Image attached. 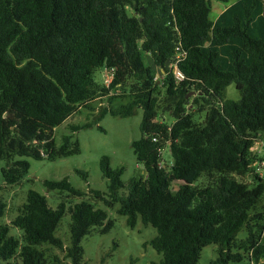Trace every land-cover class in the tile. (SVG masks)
<instances>
[{
	"label": "trees",
	"instance_id": "trees-1",
	"mask_svg": "<svg viewBox=\"0 0 264 264\" xmlns=\"http://www.w3.org/2000/svg\"><path fill=\"white\" fill-rule=\"evenodd\" d=\"M209 14L208 0H0L4 183L14 185L27 174L29 163L20 158L78 153L70 136L55 149L54 129L81 106L129 84L131 100L115 110L103 108L100 116L130 117L142 109V137L131 147L144 176L131 180L127 195L119 198L122 169H112L103 157L109 200L100 191H91L93 197L108 206L119 202L118 213L130 227L139 218L156 230L150 245L162 260L152 264H196L211 244L217 246L211 264H241L242 250L246 260L259 264L264 181L257 170L260 153L251 147L264 139V0H236L215 21ZM179 50L185 52L177 65L182 82L167 69ZM143 56H150L153 68ZM98 68L112 71L108 87L94 81ZM154 68L163 71L159 78ZM230 84L238 101L223 100ZM164 148L171 155L167 163L159 152ZM203 176L206 184L196 186ZM245 177L250 181H241ZM43 185L83 195L67 179ZM5 210L0 200V217ZM65 212L71 220L67 257L81 264L80 242L91 228L103 227L105 212L87 201L52 208L31 190L11 221L23 233L21 243L8 235L7 224L0 225V264L16 256L21 264H47L38 247H62L54 233ZM242 228L247 235L237 244Z\"/></svg>",
	"mask_w": 264,
	"mask_h": 264
},
{
	"label": "rangeland",
	"instance_id": "rangeland-1",
	"mask_svg": "<svg viewBox=\"0 0 264 264\" xmlns=\"http://www.w3.org/2000/svg\"><path fill=\"white\" fill-rule=\"evenodd\" d=\"M208 1L210 3L209 19L215 21L218 15L236 0ZM146 58L148 63L152 65L150 56H143L144 63L147 64ZM154 69L155 77L159 78L163 71L159 68ZM107 75V69L98 68L95 70L93 78L98 85L105 86ZM125 89L115 88L106 97L97 98L86 107L81 106L72 116L54 129L55 149L61 147L63 137L70 136L71 143H76L78 146V153L52 159L47 157L40 160L20 158L29 163V170L14 185L4 183L1 169L5 167V162L0 160V200L6 204L5 213L0 217V225L7 224L9 226L8 235L10 237L20 243L22 241V231L12 226L11 221L19 213L21 206L26 203L27 193L31 190L44 196L52 208L64 203L67 210L68 207L80 201H87L93 204L96 209L105 212L103 227L91 228L80 242L82 248L81 264H152L162 260V255L156 253L150 245V241L157 235L153 227L143 225L139 218L136 225L130 227L127 225L126 217L118 213L119 202L108 206L104 201L96 200L91 194V191H100L104 194L105 199L109 200V182L103 177L100 170V160L103 157L109 158L112 169H122L120 179L123 187L118 191L119 198L127 195L131 180L141 179L144 176L143 164L137 161L131 147L132 142L138 141L142 137L140 131L142 109H134L130 117H115L110 112L100 116V111L103 108L115 110L131 100L129 84ZM162 96L158 95V98L160 99ZM240 98L241 96L234 84H230L223 92V100L238 101ZM203 116L201 114L198 117L199 120L203 119ZM163 117L168 125L174 122V119L167 113H164ZM86 124L90 126L85 128ZM73 126L77 127L78 130L73 131ZM263 147V138L255 141L251 147L252 151L260 153L261 161L264 157ZM161 157L165 163L171 161L168 148L162 150ZM258 173L264 181V167L258 169ZM63 179H67L69 184L82 192L83 195L76 197L66 191H50L43 185L44 181ZM241 179L243 182L250 181L248 177ZM206 182L207 179L203 176L195 182V185L203 186ZM261 203L259 209H264V198H262ZM70 224L69 213L65 212L54 233L55 237L61 241V248L49 244H42L38 247L40 251H43L47 264H71L67 257V248L70 246ZM104 228L106 231L102 232ZM246 235V229L242 228L237 235V244L244 240ZM240 252L245 257L241 264H256L246 260V251ZM216 256L217 246L208 245L202 250L196 264H211ZM9 264H21V261L16 256ZM259 264H264V259Z\"/></svg>",
	"mask_w": 264,
	"mask_h": 264
},
{
	"label": "built area",
	"instance_id": "built-area-1",
	"mask_svg": "<svg viewBox=\"0 0 264 264\" xmlns=\"http://www.w3.org/2000/svg\"><path fill=\"white\" fill-rule=\"evenodd\" d=\"M178 50V49H177ZM185 57V52L183 51H178V53H176V55L172 58V60L169 62L167 69L169 71L172 72L173 77L175 79L176 82H182L184 80V75L180 72V70L178 69V63L183 60ZM108 75L106 77L105 80V86L108 87L113 79V73L112 71H107ZM264 150V147H263ZM162 150L159 149V152H161ZM261 158V157H260ZM263 160L260 162V167H257V170L264 167V157H262Z\"/></svg>",
	"mask_w": 264,
	"mask_h": 264
},
{
	"label": "water",
	"instance_id": "water-1",
	"mask_svg": "<svg viewBox=\"0 0 264 264\" xmlns=\"http://www.w3.org/2000/svg\"><path fill=\"white\" fill-rule=\"evenodd\" d=\"M3 116H4V117H6V116H7V114L5 113Z\"/></svg>",
	"mask_w": 264,
	"mask_h": 264
}]
</instances>
